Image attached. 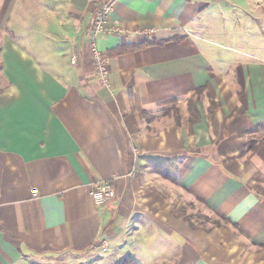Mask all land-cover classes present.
Listing matches in <instances>:
<instances>
[{"label": "crops", "instance_id": "1", "mask_svg": "<svg viewBox=\"0 0 264 264\" xmlns=\"http://www.w3.org/2000/svg\"><path fill=\"white\" fill-rule=\"evenodd\" d=\"M125 257L264 264V0H0V264Z\"/></svg>", "mask_w": 264, "mask_h": 264}, {"label": "built area", "instance_id": "2", "mask_svg": "<svg viewBox=\"0 0 264 264\" xmlns=\"http://www.w3.org/2000/svg\"><path fill=\"white\" fill-rule=\"evenodd\" d=\"M114 11V6L112 2H106L100 5L94 14L93 25L90 35V54L93 66L95 68L96 76L99 78L100 82L106 84L107 78V58L104 53L98 47V37L103 32L111 33H124L126 29L112 25L107 27L106 20L107 16ZM76 56L72 55L71 64H75ZM35 191H33L34 193ZM90 196L96 205H102L111 201L115 197V191H113L112 186L108 181H98L91 185Z\"/></svg>", "mask_w": 264, "mask_h": 264}, {"label": "trees", "instance_id": "3", "mask_svg": "<svg viewBox=\"0 0 264 264\" xmlns=\"http://www.w3.org/2000/svg\"><path fill=\"white\" fill-rule=\"evenodd\" d=\"M132 49H133V47H132ZM122 50V49H121ZM126 50V49H125ZM202 90V88H198L197 90H196V93H197V95H198V93H200V91ZM196 104H197V99H196V97L195 96H193V97H191V98H189L188 99V101H187V106H188V108L187 109H189V112H190V114H191V116H192V118H191V121L193 120L194 121V119L196 120H199V111L197 110V106H196ZM168 107H167V109H164V112H167V113H169L170 112V109H171V105H167ZM217 107V104L216 103H214V102H210L209 103V106H208V112H209V118H211V117H213V115H214V110H215V108ZM173 109V116H174V118H175V121H176V123H179V121H178V109L174 106V108H172ZM118 264H139V263H137V262H135L134 260H132L130 257H125L123 260H121Z\"/></svg>", "mask_w": 264, "mask_h": 264}, {"label": "rangeland", "instance_id": "4", "mask_svg": "<svg viewBox=\"0 0 264 264\" xmlns=\"http://www.w3.org/2000/svg\"><path fill=\"white\" fill-rule=\"evenodd\" d=\"M172 108H174V107L171 106V109H170V112H169L171 115H173V109ZM198 219L203 220V216H199Z\"/></svg>", "mask_w": 264, "mask_h": 264}]
</instances>
